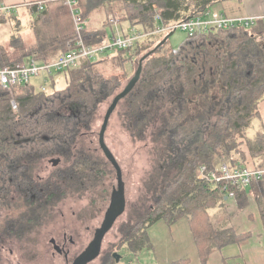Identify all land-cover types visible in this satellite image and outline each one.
I'll list each match as a JSON object with an SVG mask.
<instances>
[{"label": "trees", "instance_id": "1", "mask_svg": "<svg viewBox=\"0 0 264 264\" xmlns=\"http://www.w3.org/2000/svg\"><path fill=\"white\" fill-rule=\"evenodd\" d=\"M78 1L87 21L85 40L88 44H99L110 37V16L107 15L102 28L97 30L89 28L88 18L107 1L118 7L120 23L128 22L131 27L149 31L156 27V14L162 16L163 23H169L191 16L195 9L213 8L219 0ZM59 20L58 27L66 25ZM71 25L70 21L69 27L63 29L70 30L71 35L38 34V46L33 45L20 62L28 56L50 61L68 52L76 35ZM37 28L41 31L40 23ZM170 35L147 38L133 53L121 49L86 59L77 68L66 71L69 81L62 89L48 91L43 85L37 88L31 83L14 88L0 84V238L3 234L15 233L24 223L21 217H2V208L9 206L13 189L23 201L27 197L30 217L64 194L61 185L65 186L59 181L69 178L75 170L74 164L58 169L57 180L45 183L34 177L33 165L53 155L74 159L69 156L78 136L82 129L90 127L98 103L112 96L121 85L127 75L126 63H136L148 55L142 63L136 88L129 94L126 115L130 125L142 135L145 128L142 127L154 113L160 112L161 132L167 137L165 161H170L168 168L178 170L167 183L168 188L160 189L158 183L153 186L156 206L148 209L127 231L125 245L132 252L142 250L150 244L149 229L154 224L161 220L173 224L185 215L190 218L201 264H208L215 250L250 240L251 232H240L223 224L216 229L204 215L229 195L230 188L236 191V197L246 199L254 184L264 182V176L254 180L249 188H240L199 180L196 172L202 162L210 168L222 162L245 167L242 160L225 152L238 147L235 132L249 128L260 117L259 105L264 100V44L259 41L264 36V19L253 26L188 33L178 49L168 45ZM115 63H118L116 68L112 67ZM6 64L11 63L0 55V65ZM178 129L186 136H180ZM248 146L250 151H264V133L249 138ZM167 177H161L162 184ZM261 188L264 189L263 185L259 187L260 193ZM210 202L213 204L209 205ZM259 205L264 224L261 201ZM188 262L189 259H178L169 264ZM117 263L110 256L103 264Z\"/></svg>", "mask_w": 264, "mask_h": 264}, {"label": "rangeland", "instance_id": "2", "mask_svg": "<svg viewBox=\"0 0 264 264\" xmlns=\"http://www.w3.org/2000/svg\"><path fill=\"white\" fill-rule=\"evenodd\" d=\"M108 3L111 2L107 1ZM114 5L116 6V4ZM114 8L116 9V14L120 15L118 7ZM213 8L220 10L226 15H234L235 17L264 14V0H219L213 5ZM31 17L29 19V13L25 8L19 9L17 18H14L12 14L0 16V55L11 64H19L24 55L32 50L31 47L34 45L35 36H33L32 32L34 29H32L33 26L31 24L34 19ZM61 19L66 25L56 27V30H52L54 32L50 35L58 34V28L63 30L69 27L70 21L72 22V30L75 28L69 7L63 8ZM102 19H104V16ZM42 25L43 22L41 20L40 27ZM66 32L69 34L71 31ZM42 33L45 34L44 32ZM110 35H113L112 30ZM187 36L188 32L186 30L178 29L168 38V45L173 49H178L187 39ZM259 42L264 44V36ZM36 46H38L37 43ZM39 46L42 47V45ZM30 57L36 56H28L24 62L28 61ZM36 58L39 59L38 57ZM113 66L114 68L118 67V63ZM126 67L127 75L122 80L121 85L112 96L98 103L92 114L90 127L82 129L73 146V154L69 156L90 157L95 163L94 167L97 169L101 168L102 173L100 172L96 177L97 179L89 182L84 189L71 191L69 188L67 195L61 201L48 208L38 209L36 212L38 219H35L32 226H28L27 230L19 227L13 234H3L0 238V264H66L64 256L57 253L52 242L53 238L63 241V233L66 232L69 236L72 235L75 239L80 240L77 244L71 246L72 252L69 253V257L72 261L75 253H79L87 247L94 236L93 231L103 221L104 214L110 203L113 186L117 185L118 182L117 170H115V166L109 160L108 157L110 156L106 153L105 148L110 151L121 167L125 183L127 207L105 237L102 248L103 254L110 252L111 249L112 253L118 249L119 255L123 256V258L121 257L117 264H169L174 260L192 254L195 249L192 241H194L195 245L196 242L193 235L190 234V225L188 226L190 218L188 215L181 216L173 224H169L164 220L158 221L152 226L155 229L152 227V229L150 228L151 230L149 229L150 244L142 250L132 252L119 243L125 232L123 227L136 221L137 216L134 214L136 210L141 213L150 208L152 209V207L155 208L156 201L153 196V186L158 183V188H168L167 183L175 176L178 170L177 167L168 168L170 161H165V158H167V137L161 132L162 119L160 112L152 115V118L142 127H145L143 134L139 135L137 129L130 125L126 115L130 93L114 104V99L117 95H120L131 83L139 67V61L136 63L127 62ZM68 81L69 73L64 71L53 78H48L45 75L36 76L32 78L31 84L36 85L37 88L43 85L48 91H52L66 87ZM135 88L136 86L133 90ZM16 92L18 93V91ZM111 108L112 110L108 114ZM258 119L256 118L249 128L235 132L234 139L237 140L238 147L236 149L232 147L233 151L225 152V155H231L242 160L245 166L250 169L255 168L256 170L264 171V151H250L248 146L249 138H254L258 131L262 132L264 130L263 118L260 117V120ZM178 130L180 136H186L180 132V129ZM49 157H56L54 159L58 163H53V158H46L33 165V175L39 181H45L55 176V172L58 169L71 166L74 159H76L66 158L63 155ZM217 164L210 168L207 163H204L208 171H214L219 168L220 164ZM167 175L168 177L166 180L163 179L164 182L162 184L161 177H166ZM254 180H257V178H253L252 182ZM261 185L264 187V182L254 184L253 191L247 195L246 199L242 198V196L236 197V191L233 190L234 196L232 198L224 196L225 199L219 201L214 207H210L207 210L208 215H204V217L210 219L216 229L223 224L225 226H233L240 232L243 231L245 227L242 221L247 214L245 211L250 212V206L253 204L255 208L257 207L260 210L259 201H261L264 208V194H262L264 189L261 188V193L259 190ZM258 193L260 196H258ZM19 197V193L13 189L9 196L11 201L9 206L2 208L3 218L7 216H9V219L17 218V215H20L21 206L15 207L16 205L14 204ZM10 204H12V207H10ZM212 204L210 202L209 205ZM28 214H31L29 204ZM88 226H90L89 230ZM80 234L81 238H79ZM221 255L220 250H215L210 256L208 264H224ZM103 263L102 257L99 256L88 264Z\"/></svg>", "mask_w": 264, "mask_h": 264}, {"label": "built area", "instance_id": "3", "mask_svg": "<svg viewBox=\"0 0 264 264\" xmlns=\"http://www.w3.org/2000/svg\"><path fill=\"white\" fill-rule=\"evenodd\" d=\"M49 3H60L70 8L76 35L70 42L71 49L50 61H41L36 57H30L28 61L17 65H0V84L4 87L14 88L27 85L32 82V78L45 75L51 78L68 69L77 68L86 59H96L104 55L113 53L117 50L126 49L133 53L145 39L156 36L171 34L178 29L186 30L188 33L203 32L210 29H224L234 26H253L264 16H243L232 17L222 13L216 8L204 10L195 9L191 16L169 23L162 22V16L156 14V27L153 30L145 31L142 28H130L129 32L121 29L120 16L113 8L110 21L111 28L115 30L106 41L99 44H88L84 37V29L87 25L86 18L82 15L78 0H36L26 3L28 6L35 7L37 11L43 12ZM17 5L0 3V14L7 16L13 14ZM115 14V15H114ZM13 106L17 104L13 101ZM204 163L200 164L196 176L208 182L226 183L239 187H248L253 178L260 179L263 170L250 169L248 167H233L227 162H222L220 167L214 171H208ZM229 197L234 196L230 188Z\"/></svg>", "mask_w": 264, "mask_h": 264}, {"label": "crops", "instance_id": "4", "mask_svg": "<svg viewBox=\"0 0 264 264\" xmlns=\"http://www.w3.org/2000/svg\"><path fill=\"white\" fill-rule=\"evenodd\" d=\"M0 1L5 4L17 5L15 11L12 14L14 18L15 17L17 18V14L20 8H25L27 10V12L29 13V19H30V16L33 17L31 18L34 19L33 20L34 22H32L31 24L33 26L32 29H34L32 33H33V36H35L34 37L35 41L33 42L35 46H36V43L39 44L38 34L42 32L48 34L50 32L48 34L50 35L51 33L54 32L52 30H56L55 28L58 27L57 25L58 20L59 19L62 20L61 18L63 16V8L66 7L65 5L60 4V3H49L46 9L44 10V12L46 11V13L43 14L44 12L37 11L35 7L26 5V3H29L31 1H36V0H0ZM114 7H116L114 4L106 3V5L100 7L98 10L94 11V13L92 12L93 14H91V16L88 18L89 28L93 30L102 28L107 15L109 17V14L112 12V9ZM261 15L264 16V14H257V16H261ZM103 16H104V19H102ZM229 16L235 17L234 15H229ZM41 20L43 22V25L41 26L42 32L41 31L38 32L39 29L37 28V26H39V23H41ZM130 28H134V27L133 26L131 27L128 22H122L121 29L123 32H129ZM137 28L139 27L137 26ZM57 33L58 34L56 35L58 36L69 35L67 34L66 30H62V28L60 29L58 28ZM259 110H260V117H262L264 120V100H262V102L260 103ZM260 117L258 120H260ZM259 133H264V130H262V132L258 131L257 135ZM250 208H251L250 212L245 211L247 214L245 213L246 215L242 221V224H244V227H245L244 230L251 232L252 236L250 240L245 244H242V245L232 244L220 250V254H222L221 256L223 257L222 261L224 264H264V224H263V220L260 214V210L257 207L255 208L254 204L251 205ZM250 213H252V215H250ZM188 226H189V223H188ZM152 228L155 229V227H152ZM189 229H190V226H189ZM190 234H192V232ZM192 245L195 247L194 249L195 252L193 250L192 254H190L189 256L182 257L179 259H189L188 264H200L201 260H200V257L198 258L199 253H198V250L196 248L194 241H192Z\"/></svg>", "mask_w": 264, "mask_h": 264}, {"label": "flooded vegetation", "instance_id": "5", "mask_svg": "<svg viewBox=\"0 0 264 264\" xmlns=\"http://www.w3.org/2000/svg\"><path fill=\"white\" fill-rule=\"evenodd\" d=\"M48 158H50V157H48ZM51 158H56V157H51ZM50 158V159H51ZM76 159H74V162H73V164H74V171L73 172H71V174H70V176H69V178H66L65 180H60L59 182H62L63 184H64V186H65V188L63 187V185H61L62 186V188L64 189V194L58 199V200H56L55 202H50L49 203V205L46 207V208H48V207H50V206H52L53 204H55V203H57V202H59V201H61L66 195H67V193H68V191H69V188H70V190L71 191H73L74 189H76V190H79V189H84L85 188V186H87L88 184H89V182H91V181H94L95 179H97L96 177H97V175H99L100 174V172H101V168H96V167H94V165H95V163L91 160V158L90 157H81V158H78V157H75ZM44 159H46V158H44ZM43 160V159H42ZM56 160V159H55ZM57 163H58V161H57ZM95 170H94V169ZM115 168V167H114ZM61 169H64V168H61ZM60 170V169H59ZM115 170H116V168H115ZM102 173V172H101ZM56 175V174H55ZM118 176V175H117ZM53 180H57L56 178H55V176H53V177H51V178H48V179H46L45 181H40V182H43V183H45V182H48V181H53ZM117 185H118V182H117ZM117 185H115V186H113V190H114V188L115 187H117ZM112 190V191H113ZM54 199H56V198H54ZM111 201H112V193H111V197H110V203H109V206L107 207V209H106V211L108 210V208L110 207V205H111ZM16 206L15 207H17V206H19V205H22L20 208H21V213H20V215H17V218H18V216L19 217H21V220H24V223L22 224V227L21 228H23L24 230H27L28 229V226H32V223H34V220L35 219H38L37 217H38V215H36V212L38 211H36L31 217H30V215L28 214V200H27V197L24 199V201L22 200V198L20 199V197H19V199L14 203ZM10 207H12V204H10ZM146 212V211H145ZM145 212H139V211H135V215L137 216V219H136V221L135 222H132L131 224H128V225H125L124 227H123V230H125V232L123 233V236L121 237V239L119 240V243H120V245L121 246H123V247H127L128 249H129V246L126 244L125 245V242H124V237H125V235H126V233H127V231L134 225V224H136V222L142 217V215L145 213ZM105 214H106V212H105ZM105 214H104V218H105ZM104 218H103V221H104ZM118 220V219H117ZM37 221V220H36ZM103 221H102V223H103ZM102 223H101V225H102ZM101 225L99 226V227H97L94 231H93V233H94V236H93V238H92V240L90 241V243L94 240V238H95V236H96V234H97V229L98 228H100L101 227ZM115 225V224H114ZM113 225V226H114ZM90 229V226H88V230ZM87 230V231H88ZM111 230V229H110ZM109 233V231L107 232V234ZM107 234L105 235V237L107 236ZM105 237L103 238V240H102V247H101V252H100V255L99 256H101L102 257V260L105 262V260H106V258H108V257H110V256H113L114 257V253H118L119 254V250L118 249H116V251H114L113 253H112V249H111V251L109 252H105L104 254H103V251H102V248H103V243H104V239H105ZM79 238H81V234H80V236H79ZM63 241H58L57 239H55V238H53L52 239V242H53V244H54V247H55V250L57 251V253H59V254H62L63 256H64V258H65V261H66V264H72V263H74V261L77 259V258H79V255H81L86 249H87V247L89 246V244L87 245V247L86 248H84L81 252H77V253H75V257L73 258V261L71 260V258L69 257L70 256V254L69 253H71L72 251V248H71V246L72 245H75V244H77L80 240H77V239H75L74 238V236H72V235H68V233L66 232V233H63ZM60 245V247H59V245ZM124 244V245H123ZM103 254V255H102ZM122 258H123V256H121ZM72 261V262H71ZM120 261V260H119ZM118 261V262H119ZM71 262V263H70Z\"/></svg>", "mask_w": 264, "mask_h": 264}, {"label": "water", "instance_id": "6", "mask_svg": "<svg viewBox=\"0 0 264 264\" xmlns=\"http://www.w3.org/2000/svg\"><path fill=\"white\" fill-rule=\"evenodd\" d=\"M173 34V33H171ZM169 37V36H168ZM167 37V38H168ZM166 38V39H167ZM165 39V40H166ZM146 55L144 58H142L139 61V67L134 75V77L131 80V83L126 87L124 91L121 92L120 95H117V97L114 99V104H116L120 98L125 97L128 93H131L134 87L137 85L143 69V61L147 57ZM112 108L110 109L109 113L111 112ZM106 153L110 156L108 157L109 160L112 162V164L115 166L117 170V180L118 185L114 188L112 191V201L111 205L106 211L104 221L100 228L97 229V234L94 238V240L89 244L87 249L79 255V258H77L74 263L72 264H88L91 261L95 260L97 257H99L101 252V245L102 240L107 234L108 231L113 227V225L116 223L117 219L125 212L127 207V198H126V192H125V183L122 177V170L119 164L116 162L115 158L112 156L110 151L105 148ZM53 163H57L55 159H53ZM117 261L120 260L121 255L118 253L113 254Z\"/></svg>", "mask_w": 264, "mask_h": 264}]
</instances>
